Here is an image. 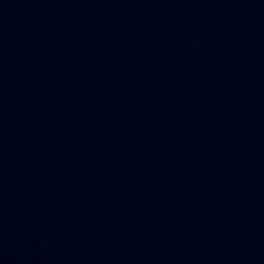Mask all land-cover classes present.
I'll use <instances>...</instances> for the list:
<instances>
[{"label":"water","instance_id":"1","mask_svg":"<svg viewBox=\"0 0 264 264\" xmlns=\"http://www.w3.org/2000/svg\"><path fill=\"white\" fill-rule=\"evenodd\" d=\"M0 264H264V0H0Z\"/></svg>","mask_w":264,"mask_h":264}]
</instances>
